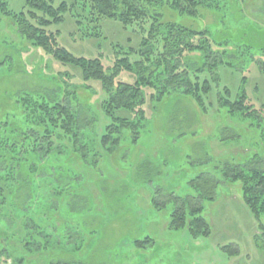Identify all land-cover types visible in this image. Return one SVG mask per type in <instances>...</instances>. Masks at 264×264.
<instances>
[{
	"label": "rangeland",
	"instance_id": "obj_1",
	"mask_svg": "<svg viewBox=\"0 0 264 264\" xmlns=\"http://www.w3.org/2000/svg\"><path fill=\"white\" fill-rule=\"evenodd\" d=\"M62 2L69 4L71 0H55L56 6ZM8 7L19 13L25 0H9ZM244 11L264 25V0H250ZM165 16L194 30L207 28L215 35L220 33L218 17L211 10L199 9L197 17L181 18L166 10ZM65 18L52 29L59 31V44L76 57L102 55L104 65L112 68L115 46L139 48V36L120 23L105 21L104 38L93 39L83 37L85 30L78 27L71 12ZM0 19V122L16 111V99L23 93L54 101L76 98L82 111L96 121L89 131L94 145L89 146L91 153L86 162L65 144L68 154L60 169L68 177L70 168H74L76 180L65 178L61 187H57V181L52 183L64 202L61 230L65 231L61 233L69 245H60L42 260L32 263L29 259L28 264H264V236L244 203L241 183H222L216 201L204 202L203 215L213 232L206 239L195 240L188 230H170L172 204L158 211L152 203L154 199L162 206L173 193L180 197L193 195L191 181L202 174L216 175L215 168L226 161L242 163L262 152L258 168H264V147L259 150V135L251 121L215 112V95L210 100L212 109L204 113L192 98L179 93L156 104L151 101L152 91L147 90V122L138 141L121 142L107 155L97 145L110 122L102 110L107 95L101 84L84 86L80 70L63 67L42 50L34 49L22 39L10 18ZM243 22L247 29L254 28L247 16ZM228 51L235 68L219 69L220 89L229 88L235 101L243 88L247 104L260 111L264 104V71L255 64L258 58L248 62L247 56L240 53L244 51L234 46ZM188 57L192 61L201 59L196 53ZM66 74L70 77L64 78ZM117 81L133 84L136 78L123 73ZM73 223L78 224L76 228L70 226ZM228 245L238 248L240 255L229 257L221 250Z\"/></svg>",
	"mask_w": 264,
	"mask_h": 264
},
{
	"label": "trees",
	"instance_id": "obj_2",
	"mask_svg": "<svg viewBox=\"0 0 264 264\" xmlns=\"http://www.w3.org/2000/svg\"><path fill=\"white\" fill-rule=\"evenodd\" d=\"M8 1L0 0V16L11 19L25 42L61 66L80 70L84 86L101 84L107 95L102 110L110 122L97 145L107 155L121 142L138 141L147 122V90L152 91L151 101L156 104L179 93L192 98L204 113L212 109L210 100L215 95L218 109L213 111L251 121L259 135V150L264 147V104L260 111L248 105L243 88L235 101L229 88L220 89L219 69L235 68L229 60L232 46L242 49L240 53L248 62L258 58L255 64L264 71V25L244 14L250 0H71L58 6L55 0H25L19 13L10 11ZM199 9L211 10L218 17L220 33L215 35L207 28L194 30L165 16L170 10L177 18L197 17ZM70 12L78 27L85 30L84 38H104L102 23L114 21L139 36V48L115 46L112 68L104 65L102 55L76 57L59 44V31L53 30ZM245 16L254 28L247 29ZM194 53L201 56L200 61L188 57ZM123 73L135 76L136 81H117ZM202 75L206 77L202 79ZM16 106V111L0 122V264H28L29 259L33 263L60 245H69L61 233L65 231L61 230L64 202L52 183L57 181V187H61L65 178L76 180L74 168H70L68 177L60 169L66 164V145L85 162L91 153L89 146L94 145L89 131L96 121L82 111L76 98L54 101L23 93L17 97ZM262 154L255 153L253 159L242 163L226 161L215 168L216 175H200L190 183L193 195L173 193L162 206L154 199L152 203L158 211L172 204L170 230H188L193 239H206L213 232L203 215L204 202L216 201L222 183H241L244 203L264 236V168H258ZM159 193L165 198L163 192ZM221 250L229 257L240 255L232 245Z\"/></svg>",
	"mask_w": 264,
	"mask_h": 264
}]
</instances>
